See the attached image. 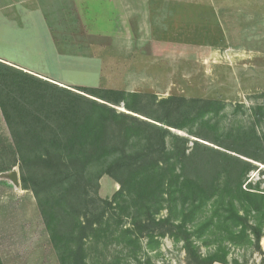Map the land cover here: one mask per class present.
Listing matches in <instances>:
<instances>
[{"label": "trees", "instance_id": "trees-1", "mask_svg": "<svg viewBox=\"0 0 264 264\" xmlns=\"http://www.w3.org/2000/svg\"><path fill=\"white\" fill-rule=\"evenodd\" d=\"M75 89L83 94L0 61L15 166L60 264H151L166 237L197 264H227L226 252L201 258L193 240L220 225L231 234L241 225L236 239H249L251 229L261 241L246 220L264 215V192L243 188L252 162H264L261 121L224 126L219 100ZM105 175L120 186L111 199L99 194Z\"/></svg>", "mask_w": 264, "mask_h": 264}, {"label": "rangeland", "instance_id": "rangeland-1", "mask_svg": "<svg viewBox=\"0 0 264 264\" xmlns=\"http://www.w3.org/2000/svg\"><path fill=\"white\" fill-rule=\"evenodd\" d=\"M0 61L80 94L75 88L219 100L227 106L224 126L261 121L264 134V0H0ZM17 160L0 108L3 264H60L33 193L22 189ZM99 184L103 199L120 188L107 175ZM258 186L264 192V162L253 161L243 188ZM246 224L260 232L259 243L251 229L240 240L241 225L232 234L220 225L193 238L198 255L226 252L227 264H264V215L252 212ZM149 255L151 264H197L170 237Z\"/></svg>", "mask_w": 264, "mask_h": 264}, {"label": "water", "instance_id": "water-1", "mask_svg": "<svg viewBox=\"0 0 264 264\" xmlns=\"http://www.w3.org/2000/svg\"><path fill=\"white\" fill-rule=\"evenodd\" d=\"M11 177H12L14 183H15L16 185H18V184H19V179H18V175H17V173H16V172H13L12 175H11Z\"/></svg>", "mask_w": 264, "mask_h": 264}, {"label": "crops", "instance_id": "crops-1", "mask_svg": "<svg viewBox=\"0 0 264 264\" xmlns=\"http://www.w3.org/2000/svg\"><path fill=\"white\" fill-rule=\"evenodd\" d=\"M13 7H14L13 11L17 9V5H15V6H13ZM22 70H23L24 72L29 73V74L35 75V74L30 73L29 71H26V70H24V69H22ZM35 76H37V77H39V78H41V79H44L43 77H41V76H39V75H35ZM44 80H45V79H44ZM55 84H57V83H55ZM58 85H59V84H58ZM60 86H61V85H60ZM215 264H221V263H215Z\"/></svg>", "mask_w": 264, "mask_h": 264}]
</instances>
